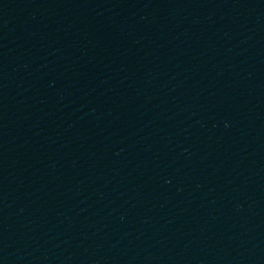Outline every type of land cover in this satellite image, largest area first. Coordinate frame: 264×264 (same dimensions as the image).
<instances>
[{
    "label": "water",
    "instance_id": "water-1",
    "mask_svg": "<svg viewBox=\"0 0 264 264\" xmlns=\"http://www.w3.org/2000/svg\"><path fill=\"white\" fill-rule=\"evenodd\" d=\"M115 0H0V262L69 122Z\"/></svg>",
    "mask_w": 264,
    "mask_h": 264
}]
</instances>
